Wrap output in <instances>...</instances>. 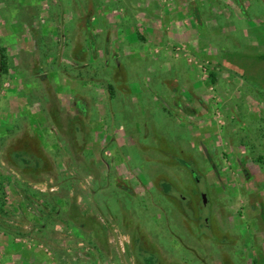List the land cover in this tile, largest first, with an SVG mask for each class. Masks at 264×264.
<instances>
[{
	"label": "rangeland",
	"instance_id": "obj_1",
	"mask_svg": "<svg viewBox=\"0 0 264 264\" xmlns=\"http://www.w3.org/2000/svg\"><path fill=\"white\" fill-rule=\"evenodd\" d=\"M0 264H264V0H0Z\"/></svg>",
	"mask_w": 264,
	"mask_h": 264
},
{
	"label": "water",
	"instance_id": "obj_2",
	"mask_svg": "<svg viewBox=\"0 0 264 264\" xmlns=\"http://www.w3.org/2000/svg\"><path fill=\"white\" fill-rule=\"evenodd\" d=\"M203 199H204V202H205V201H206V198H205V196H204V198H203Z\"/></svg>",
	"mask_w": 264,
	"mask_h": 264
},
{
	"label": "flooded vegetation",
	"instance_id": "obj_3",
	"mask_svg": "<svg viewBox=\"0 0 264 264\" xmlns=\"http://www.w3.org/2000/svg\"><path fill=\"white\" fill-rule=\"evenodd\" d=\"M203 202H204V199H203ZM204 204H206V201L204 202Z\"/></svg>",
	"mask_w": 264,
	"mask_h": 264
},
{
	"label": "trees",
	"instance_id": "obj_4",
	"mask_svg": "<svg viewBox=\"0 0 264 264\" xmlns=\"http://www.w3.org/2000/svg\"><path fill=\"white\" fill-rule=\"evenodd\" d=\"M5 67V65L3 64V68Z\"/></svg>",
	"mask_w": 264,
	"mask_h": 264
}]
</instances>
